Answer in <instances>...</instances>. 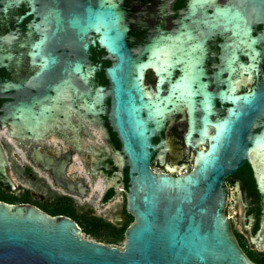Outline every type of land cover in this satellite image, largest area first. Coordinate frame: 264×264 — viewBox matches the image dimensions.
<instances>
[{
	"label": "water",
	"instance_id": "obj_1",
	"mask_svg": "<svg viewBox=\"0 0 264 264\" xmlns=\"http://www.w3.org/2000/svg\"><path fill=\"white\" fill-rule=\"evenodd\" d=\"M155 172L151 162L174 172ZM264 221V0H0V186L134 221L122 249L0 201V264H252Z\"/></svg>",
	"mask_w": 264,
	"mask_h": 264
},
{
	"label": "flooded vegetation",
	"instance_id": "obj_2",
	"mask_svg": "<svg viewBox=\"0 0 264 264\" xmlns=\"http://www.w3.org/2000/svg\"><path fill=\"white\" fill-rule=\"evenodd\" d=\"M194 157H195V151L189 149L188 165L186 169L182 170V172L180 171L174 172L171 169H167L166 167H159L157 165L156 160H154V162H151L150 166L155 172H161V173L169 174L171 176H178L191 171L194 165ZM224 184L226 188V204H225L224 214L230 221L231 229L233 231L237 244L240 247L241 251L246 256V258L252 264H264V221L258 233L259 248L253 249L249 247L243 226V204H242V191H241L240 180L235 176H227L224 179ZM14 191H16V189L6 190L5 188L0 186V201L8 204L27 203L39 208L43 212H45V209L51 210L55 207L62 206L68 212H70L71 214L77 217L76 214L77 209L75 207V202L69 196L58 193V196L55 197L50 204L49 203L47 204L45 203L46 201L45 198L42 196H40L37 199H32L33 201H30L29 195L31 194H29L27 189L23 191L22 195H16L14 194ZM118 191L121 193V210L118 214L112 213V216L114 222H115V216H118L120 220L119 225H117L116 222L113 225H117V227L122 228L127 223L129 217L132 216L125 211L126 203H125L124 190L118 188ZM88 214L92 215L91 210L89 209L80 212V215H82V217H91L88 216ZM132 220L134 221L133 217Z\"/></svg>",
	"mask_w": 264,
	"mask_h": 264
},
{
	"label": "trees",
	"instance_id": "obj_3",
	"mask_svg": "<svg viewBox=\"0 0 264 264\" xmlns=\"http://www.w3.org/2000/svg\"><path fill=\"white\" fill-rule=\"evenodd\" d=\"M45 212H47V214L50 216L64 215L69 217L79 226L83 227V232L95 238H102L107 244H116L122 240H125V230L133 222L132 217H129L127 223L122 228L117 229L114 226H110L109 224L104 223L96 218H90L89 221H81L62 206L55 207L51 210L45 209ZM101 233H105L106 235H102Z\"/></svg>",
	"mask_w": 264,
	"mask_h": 264
},
{
	"label": "rangeland",
	"instance_id": "obj_4",
	"mask_svg": "<svg viewBox=\"0 0 264 264\" xmlns=\"http://www.w3.org/2000/svg\"><path fill=\"white\" fill-rule=\"evenodd\" d=\"M24 190H26L25 188H17L16 189V191H14V194H16V195H22L23 194V191ZM28 190V192H29V194H31V195H29V200L30 201H33L32 199H37V198H39L40 196H42V197H44L45 198V203H51L52 201H53V199L55 198V197H57L58 196V193H54V194H49V195H44V194H39V193H37V192H35V191H33V190H29V189H27ZM25 194V193H24ZM83 212V211H85V210H76V214H77V218H79V220H84V221H89L90 220V218H96V219H99V220H101L102 222H104V223H107L104 219H102V218H100L99 216H97V215H94L93 214V211H91V213H92V215H90V214H88V216H91V217H82V215H80V212ZM115 222H116V224L117 225H119L120 224V221L119 220H117L116 219V217H115ZM114 221H112V223H107V224H109L110 226H114L115 228H117V229H119V227H117V225H113L114 223H115ZM133 223V222H132ZM131 223V224H132ZM130 224V225H131ZM78 225V224H77ZM129 225V226H130ZM79 226V225H78ZM128 226V227H129ZM79 228L81 229V236L83 237V238H85V239H87V240H91V241H94V242H97V243H101V244H104V245H107V246H113V247H117V248H119V249H122L123 248V246H124V244H125V240H122V241H120V242H118V243H116V244H107L102 238H95V237H92V236H90V235H88V234H86L85 232H83V227L82 226H79ZM102 235H104L105 233H101ZM106 235V234H105Z\"/></svg>",
	"mask_w": 264,
	"mask_h": 264
},
{
	"label": "bare ground",
	"instance_id": "obj_5",
	"mask_svg": "<svg viewBox=\"0 0 264 264\" xmlns=\"http://www.w3.org/2000/svg\"><path fill=\"white\" fill-rule=\"evenodd\" d=\"M117 220H119V217L118 216H115ZM120 221V220H119Z\"/></svg>",
	"mask_w": 264,
	"mask_h": 264
}]
</instances>
